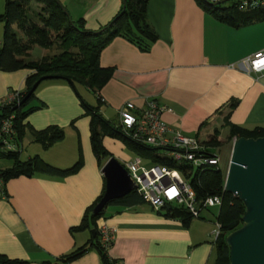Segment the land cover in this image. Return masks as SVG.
<instances>
[{"label":"crops","instance_id":"1","mask_svg":"<svg viewBox=\"0 0 264 264\" xmlns=\"http://www.w3.org/2000/svg\"><path fill=\"white\" fill-rule=\"evenodd\" d=\"M4 2L0 0V15ZM122 3L61 0L70 18L83 20L86 29L93 32L106 26L120 12ZM146 17L158 37L148 52L115 38L100 54L99 65L113 69L111 79L99 92V111L106 120V114L117 120L118 110L126 102L141 109L147 100L154 99L171 110L162 116L169 127L206 144L224 127L227 115L230 124L248 130L264 128V74L250 71L246 64L256 53L264 52V22L235 30L204 13L196 0H149ZM3 30L0 25V44ZM35 48L39 47L29 52L30 60L50 56L47 49L39 48L40 53L34 57ZM29 74L28 70L0 71V105L10 93L23 90ZM231 101L238 104L230 112ZM40 102L46 107L28 116L24 123L37 131L51 125L68 127L70 142L75 136L79 138L83 165L65 178L35 175L6 183L7 196L0 193V255L30 264H52L94 237L93 228L74 233L70 230L80 225L85 211L102 194L104 179L91 152L87 121L74 122V129L69 127L81 113L71 88L62 82L46 83L36 93L34 104ZM27 135L31 137L27 133L20 144L22 161L37 155L53 167L67 169L78 159L73 152L66 159L60 149L64 141L43 150L32 137L27 149L33 148L22 158ZM102 143L120 164L138 157L123 154L124 146L116 140L104 138ZM207 145L210 153L217 154L219 147ZM107 208L110 210L96 222V228L105 226L113 231L107 249L112 264H214L210 234L217 213L203 211L200 218L184 227L178 220L163 218L145 202ZM68 264L102 263L91 249Z\"/></svg>","mask_w":264,"mask_h":264},{"label":"trees","instance_id":"2","mask_svg":"<svg viewBox=\"0 0 264 264\" xmlns=\"http://www.w3.org/2000/svg\"><path fill=\"white\" fill-rule=\"evenodd\" d=\"M196 1L204 13L235 30L264 22V11L241 13L236 9L235 2L229 7L222 8L220 4H211L205 0ZM148 2L149 0H123L120 12L98 32H93L86 29L83 20L73 21L58 0H5L4 11L0 15V23L4 25L0 44V71L10 73L28 70L30 73L25 79L23 90L18 94L17 101L9 105H0V125L3 119L13 116L18 144L22 143L27 133L31 135L33 142L39 144L43 150H48L65 138V131L61 127L51 125L37 131L28 123H24L28 116L45 108V104L42 102L34 104L38 89L47 82H62L74 91L80 106L84 109V115L89 117L90 148L99 168L109 158H112L102 143L104 138H110L119 140L129 152L151 164L183 171L187 169L185 166L158 155L157 150L131 141L121 133L118 123L115 127L112 126L99 111L102 105L99 92L111 79L113 73V69L102 68L99 65L102 50L113 39L122 38L140 52L146 53L150 46L158 40L156 33L147 21L146 6ZM33 3L38 6L35 10L32 8ZM13 26L22 34V39L14 31ZM54 46L58 50L52 56L38 61L30 60L29 52L34 47L49 49ZM42 77H51V79L41 82L29 98L19 108L13 110ZM77 85L83 86L93 93L97 100V106H91L82 99L76 91ZM237 104L236 101L230 102L228 106L230 112ZM228 118L229 115L224 121V127L228 129V141L233 138H264L263 127L248 130L230 124ZM69 127L74 129V121L70 122ZM218 137L219 131H215L209 137L207 144L220 147L222 144ZM2 160L11 162L8 168L0 169V193L4 196H7L6 183L11 179L31 178L35 175L65 178L76 174L83 165L79 146L77 161L67 169L53 167L37 155L22 161L19 153H9L3 156ZM224 178L225 175L221 170L215 167H208L204 170L196 169L189 178L197 202H203L208 197H221V206L216 216L221 234L213 242L214 264H229V249L225 238L229 233L241 227V219L245 213L243 203L224 191ZM103 192L85 211L80 225L70 230L71 233H74L93 228L94 237L88 244L57 259L52 264H68L91 249H95L102 264H112L107 256L109 246L104 247L100 243L96 222L104 218L106 208L109 206L133 207L143 204L144 201L133 190L121 199L110 201L103 210L93 215V209L102 198ZM157 213L163 218L178 220L184 227H188L194 220L184 207L171 203L165 204ZM0 264L30 263L0 255Z\"/></svg>","mask_w":264,"mask_h":264},{"label":"built area","instance_id":"3","mask_svg":"<svg viewBox=\"0 0 264 264\" xmlns=\"http://www.w3.org/2000/svg\"><path fill=\"white\" fill-rule=\"evenodd\" d=\"M211 4H221L228 0H205ZM236 9L241 13L264 11V0H233ZM250 71L264 74V52L256 53L246 61ZM19 92L8 95L2 105L17 101ZM171 110L154 99H149L143 108H136L133 103L126 102L118 110L117 123L121 133L131 141L143 146L163 151V157L187 167L185 171L171 169L148 163L140 157H134L123 164L136 193L142 200L158 211L167 203L184 207L194 219H198L203 211L221 206V197H208L203 202L195 200L189 178L196 169L208 167L219 168V157L209 152L208 145L196 138L183 136L179 131L169 127L162 119L164 113ZM236 141L235 138L231 143ZM21 146L16 139L13 116L2 120L0 125V161L9 153H20ZM224 189V187H223ZM217 216V214H216ZM210 237L214 242L221 234L220 225L216 220ZM100 243L104 247L111 245L113 231L108 227L98 228Z\"/></svg>","mask_w":264,"mask_h":264},{"label":"water","instance_id":"4","mask_svg":"<svg viewBox=\"0 0 264 264\" xmlns=\"http://www.w3.org/2000/svg\"><path fill=\"white\" fill-rule=\"evenodd\" d=\"M50 79L40 78L13 110L19 108L41 82ZM100 171L104 192L93 215L110 201L121 199L135 189L127 171L114 157L109 158ZM224 191L239 199L245 207L241 227L225 238L229 264H264V138L236 139L225 172Z\"/></svg>","mask_w":264,"mask_h":264},{"label":"rangeland","instance_id":"5","mask_svg":"<svg viewBox=\"0 0 264 264\" xmlns=\"http://www.w3.org/2000/svg\"><path fill=\"white\" fill-rule=\"evenodd\" d=\"M59 2L61 3V0H59ZM233 0H228V1H225V2H223V3H221L220 4V6L222 7V8H226V7H229V6H231L232 4H233ZM4 4H5V2H4ZM37 5L35 4V3H33L32 4V8L35 10V9H37ZM1 25V27H3V29H4V25L3 24H0ZM16 31H18L17 29H16V27L14 28ZM19 32V31H18ZM95 32H98V31H95ZM19 35V37L20 38H23V36H21L22 34H18ZM57 48L54 46V47H52V48H49V49H47L46 50V54H48V55H53V54H55L56 52H57ZM38 51H40V49L39 48H35V50H34V52L32 53V55L34 56V57H37L38 56V53H40V52H38ZM47 83H53V81L52 82H47ZM45 85V84H44ZM42 87V86H41ZM40 89V88H39ZM22 91V90H21ZM71 91H72V93H73V95H74V97L76 98V100L78 101V106H79V108H80V110H81V113H80V116H78V118L77 119H73L74 120V122H81V121H87V123L89 124V117H87V116H85L84 115V109L80 106V103H79V100H78V98L76 97V95H75V93H74V91L71 89ZM76 91H77V93L82 97V99L87 103V104H89V105H91V106H97V100H96V97L93 95V93L91 92V91H89V90H87L85 87H83V86H80V85H77L76 86ZM18 92H20V91H18ZM46 107V106H45ZM106 116H108L107 117V121H109L110 122V124L112 125V126H116L117 125V120H116V118L115 117H112L111 116V118L109 117L110 115L109 114H106ZM61 128H63L64 129V131H65V135H66V139L64 140H62V141H64L62 144H61V146H60V149L61 150H63V153H64V155H66L67 156V158L66 159H68V156H70V153H72V154H75L76 153V155L78 154L77 153V151H78V149H77V147L78 146H80V141H79V138H76V136H75V141L73 140L72 142H70V138L69 137H67L68 136V134H66V131L69 129L68 127H61ZM71 128V127H70ZM72 129V128H71ZM219 140H220V142H222V145L218 148V149H216V153H217V156L219 157V159H220V162H219V169L221 170V172L225 175V172H226V170H227V166H228V159H229V157H230V152H231V148H230V141H228L227 140V133H228V129L227 128H224V127H221L220 128V130H219ZM206 136L204 135V138H205ZM27 139L25 140V142H24V144H23V146H24V150H23V154H22V158H25V153H29L31 150H32V148L33 147H29L28 149H27V146H28V141H29V139H31V137L30 136H28L27 135V137H26ZM201 138H203V137H201ZM61 141V142H62ZM116 142L117 143H121L122 145H123V143L122 142H120L119 140H116ZM59 143V142H58ZM124 146V145H123ZM122 153L123 154H126V155H128V156H134V154H132L131 152H129V150L128 149H126L125 148V146H124V149L122 150ZM157 154L158 155H160V156H164V152L163 151H157ZM11 164V162L10 161H7V160H3V161H1L0 162V168H4V167H6V166H8V165H10ZM68 166H71V165H65L64 167L66 168V167H68ZM109 211L110 210V208H107L106 209V211ZM211 212L213 213V214H215V213H217V209L216 208H214V209H211ZM204 214V213H203ZM216 215V214H215ZM197 222H199V221H197ZM214 229V226L212 225V230ZM211 230V231H212Z\"/></svg>","mask_w":264,"mask_h":264}]
</instances>
